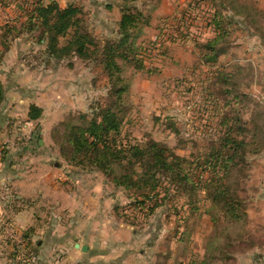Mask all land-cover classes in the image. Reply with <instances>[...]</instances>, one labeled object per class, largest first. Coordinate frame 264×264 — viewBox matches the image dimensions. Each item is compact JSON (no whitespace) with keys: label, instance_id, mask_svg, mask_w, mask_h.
<instances>
[{"label":"rangeland","instance_id":"obj_1","mask_svg":"<svg viewBox=\"0 0 264 264\" xmlns=\"http://www.w3.org/2000/svg\"><path fill=\"white\" fill-rule=\"evenodd\" d=\"M56 1L82 9L80 16L98 42L99 54L122 37L123 7L142 12L134 40L139 54H131L128 63L119 60L129 85L119 108L125 116L120 136L125 143L152 136L193 162L188 167L193 183L186 186L193 191L196 187V195L192 198L177 186L169 192L160 189L161 205L155 211L141 210L132 204V193L110 183L103 172L71 164L70 153L59 144L65 135L63 123H77L84 113L90 117L94 102L107 105L106 69L76 57L47 60L38 31L24 26L30 3L2 0L0 79L5 99L0 103V160L18 172L41 164L57 168L47 183L66 201L65 207L48 209L52 224L64 228L63 235L50 242L51 251L38 249L37 238H25L12 220L0 215L2 251L19 264H193L203 259L205 264H264V0H218L215 7L203 0ZM236 11L239 21L227 27L229 35L222 43L226 52L213 65L205 64L202 46L215 36L214 14ZM247 13L256 23L245 19ZM13 26L16 30L9 32ZM31 106L39 109L36 119L31 118ZM225 119L229 121L223 125ZM243 123L255 132L257 142L246 149V160L230 176L198 167L199 155L205 158L212 152L221 130ZM13 189L8 185L0 194L7 208L18 200ZM233 208L238 209L236 218ZM76 217L87 233L80 234L82 242L98 253L91 258L80 249L74 252V242H80L73 237L75 229L72 232ZM28 231L34 233L29 229L28 236Z\"/></svg>","mask_w":264,"mask_h":264},{"label":"trees","instance_id":"obj_2","mask_svg":"<svg viewBox=\"0 0 264 264\" xmlns=\"http://www.w3.org/2000/svg\"><path fill=\"white\" fill-rule=\"evenodd\" d=\"M27 1L30 3L31 9L27 8L29 17L24 26L27 28V24H29L28 28L31 31H38V41L44 47L42 52L47 60L61 61L76 57L85 61H94L106 69L109 77L107 95L109 102L107 105L99 104L101 100L94 102L90 108V117L89 114L84 113L77 116V123L69 121L63 123L66 125L65 135L59 139V144L64 151L70 153L71 164L86 170L103 172L104 177L110 183L131 192L130 196L134 198L132 204L141 210L147 207L149 211H155L161 205L159 201L160 189L169 192L172 186L184 190L186 195L190 193L194 198L197 188L194 187L193 191L186 186L188 181L192 182L188 167L193 162L177 154L170 145L157 141L152 136L147 135L149 138L145 137L146 139L136 142L127 140V143H125L124 137L120 136L125 116L119 108L124 92L129 85L125 83L123 67L119 60L128 63L131 61L129 60L131 54H139L140 48L135 49L134 40L140 33L139 21L144 18L142 12L140 10L135 12V6L126 5L122 8L123 16L119 24L122 37L114 43H108L100 53L102 55L100 57L98 42L90 37L84 17L80 16V12H82L80 7L74 4L62 7L56 0ZM203 1L211 2L213 7H215L214 1L218 3V0ZM236 14H240V12L236 11L229 15H224L223 12L214 14L211 22L215 25V36L208 38L202 46L206 50L203 52L202 58L205 60V64L212 63L213 65L218 62L219 55L226 52L222 43L229 35L227 27L233 21H239ZM243 15L247 21L256 23L254 20H250L253 16L252 13ZM223 21H227L228 25L222 26ZM260 29L258 28V30ZM13 30H16V27H11L9 32ZM94 53L98 56H94ZM213 73L218 78V71H213ZM219 74H223V71ZM225 83L227 82L225 81ZM234 98H239L238 94ZM4 99L5 91L0 79V103ZM31 109V118H38L40 116L39 109L36 106H31ZM87 116L89 120H87ZM159 120L160 118L156 117V122ZM228 121L229 119H225L222 124L226 125ZM254 133L253 130L247 129L245 123L242 125L231 124L226 132L221 130L220 135H217L213 140L212 152L205 153L208 155H206V159L199 155L196 164L198 167L211 168L215 175L224 173V175L230 176L232 170L246 160V155L249 153L246 149L252 142H257V136L255 137ZM247 135H250L251 142L247 141ZM250 153H259V150L250 151ZM223 178L224 176L220 180ZM215 182L218 181L213 179L212 183ZM220 195L219 191V197L223 198ZM217 199L218 197H216ZM147 202H151L154 206ZM191 202L195 201L192 199ZM237 210L236 208L231 210L233 218L238 217ZM149 214L148 212V216ZM28 233L29 236L25 232L24 237L30 239L32 231H28ZM205 263L206 260L203 259L193 264Z\"/></svg>","mask_w":264,"mask_h":264},{"label":"crops","instance_id":"obj_3","mask_svg":"<svg viewBox=\"0 0 264 264\" xmlns=\"http://www.w3.org/2000/svg\"><path fill=\"white\" fill-rule=\"evenodd\" d=\"M4 74L6 73L4 72ZM17 90L19 93L22 92L21 88L17 87ZM40 144L43 145L44 141ZM43 149L44 148H42V150ZM35 170H39V172L35 173ZM53 173H57V168L52 170L51 165L42 164L37 166L35 165L34 167H26L23 171L18 172L14 165L6 163V159L0 160V194L4 188L8 187V185L12 186L14 188L13 190L18 194V200L14 201V203H12V205L8 208L0 201V215H4V218L7 217L6 219L12 220L19 228L22 236L25 232H27V230H34V233L32 232V237L34 236V239H38L36 241L37 248L44 249L46 252L53 249L52 246H49L50 242H52L55 238L61 237L64 231L63 226H59L55 223L52 224V214H50V210H48L54 205L59 207H65L66 205L65 199L60 196L62 192H59L56 187L53 188V184L49 186L47 183L48 180H50V174ZM47 213L50 214L49 217L46 216ZM77 219L78 217L74 218L75 226L73 227L72 232L75 229L76 234L73 235V237L75 238L78 236L77 238L80 240V244L74 242V252L79 253L78 249H80L82 256L85 255L86 259L91 258L98 253L92 250V247L89 246L88 242H82L80 234L87 237V233L85 234L83 228L77 224ZM83 220L89 223L88 217H85ZM61 242L62 239L59 243L57 241V246H60ZM29 243L31 242L29 241ZM77 244L80 245V248L77 247ZM2 245L4 244H2L0 240V264H19L16 262L14 255H10L6 251H2ZM84 246L88 247L87 251H83L82 248ZM82 263L85 264L83 261H78V264ZM38 264H43V262L40 261Z\"/></svg>","mask_w":264,"mask_h":264},{"label":"water","instance_id":"obj_4","mask_svg":"<svg viewBox=\"0 0 264 264\" xmlns=\"http://www.w3.org/2000/svg\"><path fill=\"white\" fill-rule=\"evenodd\" d=\"M80 245L79 244H77V247H79ZM83 251H87L88 250V247L87 246H84L83 248Z\"/></svg>","mask_w":264,"mask_h":264}]
</instances>
